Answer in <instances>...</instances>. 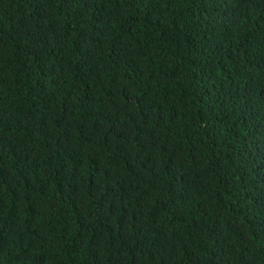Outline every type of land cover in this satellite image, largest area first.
Listing matches in <instances>:
<instances>
[{"label":"trees","instance_id":"1","mask_svg":"<svg viewBox=\"0 0 264 264\" xmlns=\"http://www.w3.org/2000/svg\"><path fill=\"white\" fill-rule=\"evenodd\" d=\"M0 264H264V0H0Z\"/></svg>","mask_w":264,"mask_h":264}]
</instances>
